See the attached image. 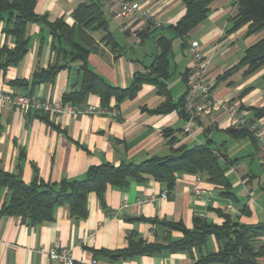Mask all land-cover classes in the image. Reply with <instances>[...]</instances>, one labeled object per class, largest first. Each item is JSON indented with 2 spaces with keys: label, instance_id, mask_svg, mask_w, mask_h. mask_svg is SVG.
I'll list each match as a JSON object with an SVG mask.
<instances>
[{
  "label": "crops",
  "instance_id": "obj_1",
  "mask_svg": "<svg viewBox=\"0 0 264 264\" xmlns=\"http://www.w3.org/2000/svg\"><path fill=\"white\" fill-rule=\"evenodd\" d=\"M90 1L35 0L34 11L47 14L49 21L62 17L71 25L76 6ZM132 2L149 7L165 26L158 28L159 33H153L154 28L149 23L118 17L114 0H104L108 30L112 19H120L113 36L121 50L112 52L108 46L99 43L98 49L87 56L88 66L106 82L125 87L135 73L146 72L157 53L155 36L164 35L171 41L170 74L164 80L168 96L160 94L155 84L146 83L132 98L121 101L111 98L103 106L98 95L90 94L84 103L106 111L115 110L116 115L62 112L39 116L32 111L21 113L14 107L0 105V169L13 173L24 183L38 178L47 184H58L63 180L81 179L91 165L139 162L167 155L170 147L205 144L210 140L212 146L224 143L221 149H225L227 160L231 162L226 174L234 199L222 196L220 189L202 175L195 181V175L177 173L171 189L148 175L141 181L130 178L123 188L108 185L104 204L94 192H89L87 214L82 218L72 217L66 205L55 206L52 220L41 223L32 224L19 217L0 215V264H67L49 258L47 251L55 246L70 249L74 258H94L99 264H106L111 258L105 251L125 248L130 235L147 243L164 244L179 239L181 232L170 230L163 221L181 222L189 229L193 228L195 218L220 225L226 215L244 223L264 222V184H253L251 169L252 161L258 159L264 175V151L261 149L264 115L254 120L261 139L228 134L224 112L220 110H210L197 120L192 137L181 134L184 119L179 105L186 89L183 73L190 70L191 62L186 59L180 38L169 25H174L184 14L185 6L181 0ZM236 11L235 0H214L206 18L189 32L188 39H195L200 44L203 64L213 83V98L235 100L252 115L250 107H264V66L248 73L246 66L238 67L237 63L245 49L263 32L246 36V26L231 29L230 18ZM2 26L0 23V47L11 48L13 38L2 30ZM147 27L150 33L141 40L135 32ZM26 35L28 49L23 58L5 69L0 68V90L60 99L78 81V63L67 62L51 50V35L39 23H27ZM101 35L99 31L93 33L97 42ZM54 62H65L68 66L58 70L52 80L33 83L34 72ZM165 131L170 132V136H165ZM171 137L175 141L169 144ZM195 186L200 189L199 193L192 191ZM5 194V189H0V206ZM143 198L145 201L139 202ZM217 248L216 240L209 236L201 250L143 253L120 257L114 262L194 264L200 255ZM256 264H264V257Z\"/></svg>",
  "mask_w": 264,
  "mask_h": 264
},
{
  "label": "trees",
  "instance_id": "obj_2",
  "mask_svg": "<svg viewBox=\"0 0 264 264\" xmlns=\"http://www.w3.org/2000/svg\"><path fill=\"white\" fill-rule=\"evenodd\" d=\"M132 2L134 0H124ZM185 6L184 14L174 25H169L181 40L184 49L189 32L201 21L209 11L214 0H181ZM104 0H91L76 6L72 12L73 23L67 24L62 17L53 21L47 19V14H37L34 11L35 0H0V23L2 30L11 35L13 46L0 47V68L19 62L28 49L26 25L29 22L39 23L51 35V50L67 62L76 61L78 81L72 89L61 95L64 103L83 106L90 94L98 95L101 104L107 105L111 98L121 101L136 95L143 84L150 83L157 86L158 92L164 97L168 90L164 80L169 76L168 55L171 52V41L164 35L155 36L157 53L145 73H135L131 82L125 86H115L106 82L99 74L94 72L87 63L90 51L98 49L103 43L112 52H120L121 48L107 27L106 14L103 8ZM236 13L230 18L231 29L236 30L246 26L245 35L263 34L253 44L249 45L237 66H246L248 73L264 66V0H235ZM150 24V23H149ZM102 33L97 42L94 32ZM150 33V32H149ZM148 27L135 34L141 40L148 36ZM125 34L128 31L125 30ZM67 63L49 65L38 69L33 74V83L52 80L58 70L67 67ZM236 65L231 68L235 69ZM187 71L183 73L186 83ZM183 97V96H182ZM179 112L183 119L186 116ZM242 107V106H241ZM243 108V107H242ZM252 115L248 113L252 122L264 115V107L251 108ZM39 116L47 112L30 110ZM226 132L233 137L256 138L244 127L228 126ZM165 136L170 132L165 131ZM175 141L169 139V144ZM224 143L212 146L210 140L205 144L192 146L179 145L170 147V152L164 156H153L139 162H123L113 165L103 162L91 165L81 179L63 180L58 184H47L35 178L30 183H24L13 173L0 169V189H5V199L0 206V215L19 217L28 223H41L52 220L53 211L57 205H66L74 218H82L87 214V195L94 192L101 204H104V192L108 185L123 188L130 178L141 181L145 175L153 177L156 181L171 189L175 183L177 173H189L205 176L207 181L220 189V194L234 199L231 182L226 171L231 163L227 160ZM264 169V167H263ZM156 222V220H151ZM162 224L170 230H178L181 237L177 240H168L166 243L145 242L142 239L128 237V244L123 249L105 251L114 262L117 258L156 252L188 251L192 248L202 249L207 244L209 236L217 242L216 251L200 255L194 264L218 262L220 264H256L264 257V222L256 224L244 223L224 216L222 224H208L200 218L194 219L192 229L186 228L181 222L163 221Z\"/></svg>",
  "mask_w": 264,
  "mask_h": 264
},
{
  "label": "built area",
  "instance_id": "obj_3",
  "mask_svg": "<svg viewBox=\"0 0 264 264\" xmlns=\"http://www.w3.org/2000/svg\"><path fill=\"white\" fill-rule=\"evenodd\" d=\"M114 3L116 15L123 20L134 19L148 22L153 28L165 26V23L157 18L149 7H142L124 0H114ZM184 52L191 62V67L187 71L186 89L182 97L181 111L186 118L184 119V126L181 128L180 133L192 137L195 131L193 125L197 120L201 119L203 115L209 114L210 110H220L224 112L225 122L228 126L244 127L255 138L261 139L257 123L249 120L248 112L237 101L213 98V83L205 70L199 42L195 39H188ZM0 105L14 107L21 113L39 110L51 114L67 112L77 115L95 112L116 115L115 110L106 111L105 109L95 108L88 104L81 107L71 103L64 104L61 99L49 100L30 94H19L2 90H0ZM261 149L264 151V141H261ZM194 177L195 181L200 180L199 175H195ZM192 191L199 193L200 189L195 186ZM162 195L164 196L165 193H162ZM143 201H145V198L139 200V202ZM227 207H230V205H227ZM47 255L51 259L60 260L67 264H99L94 258H74L70 249L65 247H51L48 249ZM106 264H115V262L109 261Z\"/></svg>",
  "mask_w": 264,
  "mask_h": 264
},
{
  "label": "rangeland",
  "instance_id": "obj_4",
  "mask_svg": "<svg viewBox=\"0 0 264 264\" xmlns=\"http://www.w3.org/2000/svg\"><path fill=\"white\" fill-rule=\"evenodd\" d=\"M119 21L120 19L118 18H115V19H112L111 22H110V31L112 32L113 35H115V30L117 29V27L119 26ZM145 23H148V22H145ZM161 30L158 29V28H154V32L153 33H159ZM119 36V35H117ZM119 38V37H117ZM150 39H152L150 37ZM148 39V40H150ZM116 40V39H115ZM176 42L173 43V47L175 48L176 46ZM186 59H188L186 57ZM251 159L248 157V161H250ZM251 169H252V172H253V184L255 186H262L264 183H263V180H264V175H263V170H262V167L261 165L259 164L258 162V159H255L254 161H252V164H251Z\"/></svg>",
  "mask_w": 264,
  "mask_h": 264
}]
</instances>
